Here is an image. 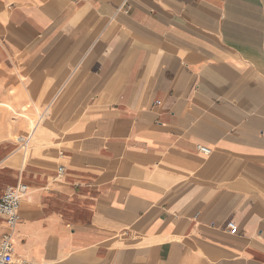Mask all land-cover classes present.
<instances>
[{
  "label": "crops",
  "instance_id": "0c3cea01",
  "mask_svg": "<svg viewBox=\"0 0 264 264\" xmlns=\"http://www.w3.org/2000/svg\"><path fill=\"white\" fill-rule=\"evenodd\" d=\"M17 181L15 260L264 264V0H0Z\"/></svg>",
  "mask_w": 264,
  "mask_h": 264
},
{
  "label": "built area",
  "instance_id": "2783aa9c",
  "mask_svg": "<svg viewBox=\"0 0 264 264\" xmlns=\"http://www.w3.org/2000/svg\"><path fill=\"white\" fill-rule=\"evenodd\" d=\"M29 136H19L16 140L24 148L28 143ZM197 149L203 153H208L209 149L205 146H197ZM57 172H62V167H57ZM28 191V185L25 182L17 181L15 185L7 186L0 195V217L4 220L9 231L4 233L0 238V264H31L26 259L15 260L12 256V231L19 219V206L21 200ZM230 229H235V225L228 224Z\"/></svg>",
  "mask_w": 264,
  "mask_h": 264
},
{
  "label": "bare ground",
  "instance_id": "6f19581e",
  "mask_svg": "<svg viewBox=\"0 0 264 264\" xmlns=\"http://www.w3.org/2000/svg\"><path fill=\"white\" fill-rule=\"evenodd\" d=\"M9 107H11L10 105H8ZM27 117V116H26ZM25 117V118H26ZM36 126H37V122H35L33 119L31 120V122H30V131L27 133V136H31L32 135V132H33V130H35V128H36ZM9 129H11V126L9 127Z\"/></svg>",
  "mask_w": 264,
  "mask_h": 264
},
{
  "label": "rangeland",
  "instance_id": "374dc122",
  "mask_svg": "<svg viewBox=\"0 0 264 264\" xmlns=\"http://www.w3.org/2000/svg\"><path fill=\"white\" fill-rule=\"evenodd\" d=\"M23 114H25V113H23ZM11 117H15V116H13V115H10ZM19 135H15L14 136V139H16L17 137H18Z\"/></svg>",
  "mask_w": 264,
  "mask_h": 264
}]
</instances>
